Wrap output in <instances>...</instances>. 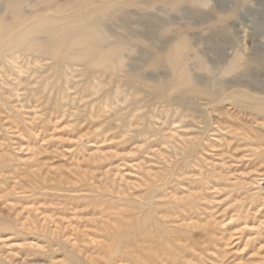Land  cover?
<instances>
[{"label":"rangeland","instance_id":"rangeland-1","mask_svg":"<svg viewBox=\"0 0 264 264\" xmlns=\"http://www.w3.org/2000/svg\"><path fill=\"white\" fill-rule=\"evenodd\" d=\"M45 1L0 0V35ZM161 1L117 13L113 74L73 35L0 37V264H264V0ZM179 39L183 64L153 50Z\"/></svg>","mask_w":264,"mask_h":264},{"label":"bare ground","instance_id":"bare-ground-1","mask_svg":"<svg viewBox=\"0 0 264 264\" xmlns=\"http://www.w3.org/2000/svg\"><path fill=\"white\" fill-rule=\"evenodd\" d=\"M101 1L107 3H102L94 11H91L86 15L83 13V11L88 10L89 7L91 5L96 4L98 0H91L89 3L90 5L83 3L79 0H71L70 3L64 5H57L54 3V0H46L43 5L44 7H42L40 11L34 15L37 17L38 20L35 21L36 23L34 25L29 27L24 26L27 22L30 21V19L22 18V20H19V26H18L19 29L17 27L16 28L14 27L13 30H9L7 33L0 35V37L1 38L14 37V39L17 42H19V44H21L25 41L27 42L28 41L27 36L35 34L39 29L40 30L44 29L49 33V40L51 41V43L54 42L58 37L65 38L68 35H73L74 36L73 44H81L86 48V53L91 60V64L102 65V63L109 61V64L103 68L104 72L102 71V73L108 74L110 73L109 72L110 70H114V68L117 69V62H119V65L122 64V59L124 58V56L126 55L130 56L134 52L136 46L134 45L133 40L136 39L137 36L134 34L138 32L137 31L135 32L133 28L130 27L127 17H124L123 19L117 18L118 15L117 13L121 10V8H124L129 5L126 2V0H101ZM163 1L167 2L166 0ZM199 2L202 4L208 3L207 0H199ZM247 2L248 0H243L241 4H246ZM173 4L174 1L170 2V4L165 3V5H173ZM66 7L70 8V10L72 11L71 14L69 15L65 14ZM114 20L120 21L121 29L125 32V34L121 36L113 35V32L111 31L112 27H109L107 23L113 22ZM83 23H88V24L84 25ZM16 29H18L19 32ZM166 29H169V27ZM118 30L120 29H117V31ZM140 32L141 31H139V33ZM76 35H78V37H76ZM138 40L140 41V39ZM33 41H37V40L35 38L30 40V42ZM160 45H162V42L159 44L153 43L152 44L153 50L159 49L160 51H162L165 55L164 58L167 59L168 63H170L171 66H175L180 61L181 64H183L184 60L180 59L178 61V59L182 58L183 52L188 49V44L186 40L179 39L178 43L172 49H164L159 47ZM56 46L57 45L49 44L40 47L44 51L50 52L51 54V52L55 49ZM140 53H141V57L136 58L135 59L136 62L141 61L142 63L145 64L151 63L153 66L158 67L159 63H161L162 61V56L155 51H142ZM139 67L142 66L138 64L136 68ZM231 67H233V65H231ZM191 81L197 83L195 82V80H191ZM191 91L192 90H190V92ZM181 98H185V95L181 94ZM176 101L179 102V100Z\"/></svg>","mask_w":264,"mask_h":264}]
</instances>
